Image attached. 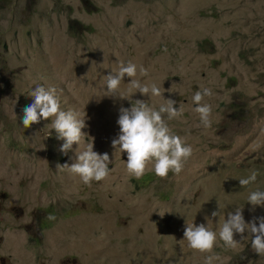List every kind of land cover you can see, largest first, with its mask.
Listing matches in <instances>:
<instances>
[{
    "label": "rangeland",
    "instance_id": "rangeland-1",
    "mask_svg": "<svg viewBox=\"0 0 264 264\" xmlns=\"http://www.w3.org/2000/svg\"><path fill=\"white\" fill-rule=\"evenodd\" d=\"M129 61L149 70L142 83L163 86L183 108L168 125L194 151L178 175L149 170L140 182L112 147L119 108L132 105L104 96L105 76ZM40 83L85 118L87 136L67 155L54 118L22 124ZM128 83L120 90L131 100L165 103L131 97ZM205 87L208 128L192 100ZM263 106L264 0H0V264H205L213 253V264H264L247 232L234 249L218 239L213 253L183 239L185 222L207 225L206 216L218 234L236 207L246 222L264 216L248 203L264 191ZM88 143L112 159L109 177L90 185L56 167ZM253 172L257 180L242 187Z\"/></svg>",
    "mask_w": 264,
    "mask_h": 264
},
{
    "label": "clouds",
    "instance_id": "clouds-1",
    "mask_svg": "<svg viewBox=\"0 0 264 264\" xmlns=\"http://www.w3.org/2000/svg\"><path fill=\"white\" fill-rule=\"evenodd\" d=\"M148 75L149 70L143 65L129 61L127 64L120 62L117 71L105 76L107 91L104 96L131 101L130 108L123 106L119 108L117 120L119 135L112 140L111 144L115 151L119 150L127 154L126 170L129 175L140 178V182H143V176L151 173H146L149 170H153L161 178H166L169 172L180 174L194 151L193 147L186 143V139L173 133L168 125V121L182 117L183 108L174 107L177 103L174 99L163 97L165 92L163 86H158L156 83H142L138 78V76L147 77ZM125 76L130 78L128 92L131 93V97L139 92L146 97H162L165 103L157 109L150 106L147 100H131L120 90ZM212 95V90L205 87L196 91L192 96L193 103L196 105L194 110L199 114L201 124L205 128L211 127L213 109L210 104L203 101L206 96ZM30 96L34 97V101L23 109L24 128L39 123L41 119L54 118L52 128L57 133V139L64 141L60 151L67 155L73 149L74 144L79 146L82 139L87 136L82 131L87 127L85 118H81L80 113L74 110H62L57 89L40 83V86H37ZM77 149L74 162L70 165L68 163L57 164V169L67 170L70 174L79 176L86 185H90L93 181L106 180L109 177L112 171L109 167L112 159L107 152L100 154L94 151L93 143H88L83 151H77ZM256 180L257 173L253 172L248 178L239 179V183L245 187ZM248 203L252 205L251 211H255L256 206L264 207V191H252L248 196ZM211 215L212 217L220 216L221 211H213ZM205 219L208 220L207 225L185 222L183 239L188 242L191 249L200 253H213L218 239L226 247L234 249L246 238L244 234L247 232L252 237V249L257 254L264 255V216H254L250 222H246L243 207H236L234 212H227V218L224 219L218 234L209 227L211 220L207 216ZM4 222L5 220L0 219V225ZM236 234L240 235L239 241L234 238ZM156 245L158 246V243ZM217 259L214 253L208 255L205 258V264H213Z\"/></svg>",
    "mask_w": 264,
    "mask_h": 264
},
{
    "label": "trees",
    "instance_id": "trees-1",
    "mask_svg": "<svg viewBox=\"0 0 264 264\" xmlns=\"http://www.w3.org/2000/svg\"><path fill=\"white\" fill-rule=\"evenodd\" d=\"M234 105H236V104H234Z\"/></svg>",
    "mask_w": 264,
    "mask_h": 264
}]
</instances>
